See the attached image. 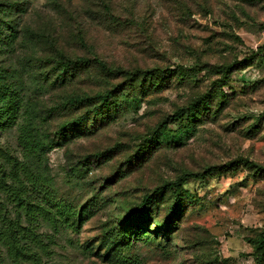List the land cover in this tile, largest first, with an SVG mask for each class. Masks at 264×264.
<instances>
[{"label":"rangeland","instance_id":"obj_1","mask_svg":"<svg viewBox=\"0 0 264 264\" xmlns=\"http://www.w3.org/2000/svg\"><path fill=\"white\" fill-rule=\"evenodd\" d=\"M19 3L14 17L21 34L25 28L44 31L65 53L96 57L112 69L171 70L162 85L136 90L137 99L122 93L104 119L79 127L48 152L46 172L57 196L73 209L58 230L40 228L54 240L48 264H256L248 238L264 226V0ZM5 34L0 39L5 70L18 69L27 54L51 52L44 43L10 45ZM225 66L231 67L227 79L216 73ZM125 83L123 74L106 75L93 66L89 75L41 98L50 105L65 92L94 94ZM202 99L210 109L200 108L195 122L171 123L167 134L134 155L146 133ZM65 119L55 116L49 128ZM17 134L16 126L0 129V145L21 157ZM116 145L108 158L87 162L88 170L68 176L71 163ZM188 172L205 176L187 181L175 212L166 189L152 206L150 224L129 230L127 244L106 238L127 207ZM0 259L12 264L1 244Z\"/></svg>","mask_w":264,"mask_h":264},{"label":"trees","instance_id":"obj_2","mask_svg":"<svg viewBox=\"0 0 264 264\" xmlns=\"http://www.w3.org/2000/svg\"><path fill=\"white\" fill-rule=\"evenodd\" d=\"M20 10L19 0H0V39H4L5 33H8L7 42L10 45L17 42L19 46L29 48L31 45L44 43L51 52L45 56L27 54L23 56L19 68L12 71L0 67V129L16 126L18 142L22 149L19 157L0 145V244L5 247L12 264H48L53 253L51 244L54 240L52 236L47 237L41 232L40 228L46 224L58 230L64 221V215L73 214L71 204L62 202L57 196V185L46 172L48 152L63 144L70 133L79 127L94 125L97 119H104L111 113V109L118 105L122 93L126 94L127 99H137L136 90L144 91L146 85H162L171 70L154 68L128 72L112 69L96 57L69 55L58 47L54 37L44 31L25 28L21 34L14 17ZM7 30L10 32H6ZM78 40L82 43L84 41L82 37ZM93 66L99 67L106 75L123 74L126 83L121 87L116 86L94 94L65 92L59 100L50 105L42 102L41 95L45 91L63 89L71 85L83 75H89ZM230 70V66H225L216 73L227 79ZM180 76L182 79L186 77L183 73H180ZM221 99L222 97L217 103L219 108L222 106ZM200 108L210 109L207 100L192 102L167 116L155 129L144 135L134 155L137 157L161 135L167 134L171 123L181 125L185 122H195L199 117ZM219 108L215 106V114L219 113ZM83 109L85 110L79 113ZM57 115H63L66 119L51 130L49 123ZM170 138L172 143L175 135ZM118 149L119 146L116 145L71 163L67 171L68 176L77 177L90 161L106 159ZM240 161L245 162L242 159ZM204 176L205 173H184L176 180L156 188L152 193L145 194L134 207L126 208L125 214L119 219V226L108 230L106 238L112 239L113 243L120 241L121 244H127L129 230L139 231L142 226L147 227L150 224L152 206L157 203L158 195L166 189L171 191L174 200L170 212L173 213L183 199L187 181ZM80 212H83V209ZM164 225V222L157 224L161 227ZM155 233H158V230ZM215 242L218 248L222 244L218 238ZM248 242L253 249L256 264H264V226L249 237ZM1 261L2 259L0 264Z\"/></svg>","mask_w":264,"mask_h":264}]
</instances>
